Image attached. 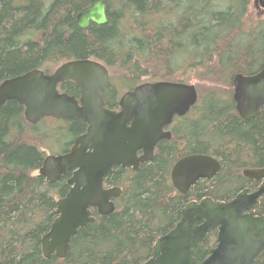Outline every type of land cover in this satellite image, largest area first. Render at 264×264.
<instances>
[{
  "label": "trees",
  "instance_id": "1",
  "mask_svg": "<svg viewBox=\"0 0 264 264\" xmlns=\"http://www.w3.org/2000/svg\"><path fill=\"white\" fill-rule=\"evenodd\" d=\"M96 1L0 0V83L33 69L51 73L54 65L90 58L109 68L110 79L118 70L130 88L160 80L187 82L194 72L199 100L173 137L158 144L150 162L138 171L121 169L109 176V184L122 188L116 210L95 211V221L72 237L64 259L44 257L42 237L58 215L54 194L63 196L66 182L54 185L35 174L46 153L25 138L29 130L36 138L65 141L67 148L85 124L43 119L32 125L18 101L2 105L0 264H141L152 256L158 237L175 227L188 202L205 197L230 201L253 184L243 171L264 167V107L246 120L233 98L234 76L264 67V17L250 15L251 0H105L107 23L70 28ZM112 85L109 80L106 97L119 92ZM60 90L78 91L72 81ZM194 153L217 158L221 169L184 195L174 188L171 170L180 157ZM256 213L264 215V196ZM216 238L214 232L195 248L197 264Z\"/></svg>",
  "mask_w": 264,
  "mask_h": 264
},
{
  "label": "water",
  "instance_id": "2",
  "mask_svg": "<svg viewBox=\"0 0 264 264\" xmlns=\"http://www.w3.org/2000/svg\"><path fill=\"white\" fill-rule=\"evenodd\" d=\"M256 5L264 10V0H256ZM108 21L106 1L98 0L78 14L70 27L87 29L91 23ZM109 77L104 63L88 58L65 61L51 73L33 69L0 83V107L9 100L18 101L29 124L54 118L87 125L68 152L48 154L38 171L49 182L71 172V188L57 200L58 215L42 237L46 258L68 256L72 237L95 221L93 210L100 215L116 210L115 199L122 188L104 183L114 166L138 171L150 162L160 141L171 137L166 128L173 118L185 115L199 100L193 83L160 80L125 92L119 109H111L103 97ZM65 81L78 85L79 99L60 91L59 85ZM233 87L240 116L246 120L257 117L264 107V67L255 74L237 73ZM220 169V161L211 155L188 154L173 165L171 181L185 195L200 179H212ZM243 175L262 183L252 192L240 191L230 201L205 197L187 203L175 227L158 237L152 256L141 264H197L195 248L214 232L216 245L199 264H260L264 215L257 214L256 209L264 196V167L245 169Z\"/></svg>",
  "mask_w": 264,
  "mask_h": 264
},
{
  "label": "flooded vegetation",
  "instance_id": "3",
  "mask_svg": "<svg viewBox=\"0 0 264 264\" xmlns=\"http://www.w3.org/2000/svg\"><path fill=\"white\" fill-rule=\"evenodd\" d=\"M71 24V23H70ZM77 27V26H76ZM80 27V26H79ZM73 28H75V27H73ZM109 80H110V78H109ZM65 82H67V81H65ZM73 82V81H72ZM75 83V82H74ZM62 84V83H61ZM60 84V85H61ZM108 84H109V81H108ZM141 84V83H140ZM77 85V84H76ZM139 85V84H138ZM137 86V85H136ZM136 86H134V87H136ZM107 87H108V85H107ZM107 87H106V89L104 90V92H103V97H104V100H105V103H106V106L108 107V108H111V109H119V101H120V99H121V97H122V95L125 93V92H127V91H129V90H132L133 88H130V87H127V90H125L124 92H118L115 96H113L112 94L111 95H109V96H105V94H106V90H107ZM59 88H60V86H59ZM77 89H78V91H77V93L75 94V95H73V96H75L76 98H80V95H81V93H80V89H79V87H78V85H77ZM60 91H62V90H60ZM62 92H64V91H62ZM107 99H110L111 100V105L109 106L108 105V101H107ZM194 107V106H193ZM192 107V108H193ZM192 108L190 109V111L189 112H187L185 115H183V116H178V115H176L174 118H173V121H172V123L166 128V130H168V131H170L171 132V137L169 138V139H171L172 137H173V131H174V128L178 125V123H181V122H183L184 121V118L191 112V110H192ZM46 119H54V118H46ZM54 120H58V121H62L63 119H54ZM66 121V120H65ZM73 122H75V121H73ZM78 122H80V121H78ZM81 122H83V121H81ZM53 124V123H52ZM84 124H85V129H84V131L81 133V134H83L84 132H86V129H87V125H86V123L84 122ZM80 136V135H79ZM169 139H164V140H169ZM75 141V140H74ZM74 141L72 142V144L69 146V147H67V148H64L62 151H60V152H58V153H55V154H63V153H66V152H68L70 149H71V147L73 146V144H74ZM161 141H163V140H161ZM160 141V142H161ZM158 146V145H157ZM157 148V147H156ZM155 151H156V149H155ZM139 154H142V151L140 150L139 151ZM188 155V154H187ZM155 156V155H154ZM183 157V156H182ZM181 158V157H180ZM147 163V162H146ZM114 172L113 173H111V174H114V173H116V171L117 170H121L122 168L120 167V166H114ZM125 169H127V170H131V171H134L132 168H130V167H128V168H125ZM110 174V175H111ZM70 175H71V172L70 173H68L67 175H65L63 178H61L60 180H58L57 182H50L51 184H54V185H57L59 182H66V186H67V191L64 193V195L63 196H65L66 195V193L69 191V189L71 188V185H69L68 184V179H69V177H70ZM109 175V176H110ZM109 176L105 179V186L106 187H114V186H117V185H113V184H109L108 183V180H109ZM244 176V175H243ZM245 177V176H244ZM247 179H249V181L251 182V183H253V184H251L250 186H245L243 189H241L240 191H242V190H244V189H248L249 190V192H252V191H254V190H256L258 187H259V185L262 183V181H257V180H254V179H250V178H248V177H246ZM208 180H210V179H208ZM49 182V181H48ZM190 190V189H189ZM240 191H238L237 193H236V195L240 192ZM56 195H58L59 196V198H61V197H63V196H61L60 194H56ZM186 195V194H185ZM235 195V196H236ZM261 199V198H260ZM201 200V199H200ZM194 201V200H193ZM196 201H199V200H196ZM189 203V202H188ZM96 210H93V213L95 212Z\"/></svg>",
  "mask_w": 264,
  "mask_h": 264
},
{
  "label": "rangeland",
  "instance_id": "4",
  "mask_svg": "<svg viewBox=\"0 0 264 264\" xmlns=\"http://www.w3.org/2000/svg\"><path fill=\"white\" fill-rule=\"evenodd\" d=\"M250 15H252L254 18H263L264 17V10L259 8L256 5V0H251V4H250ZM58 65H54L53 68L55 69ZM53 69V70H54ZM122 75L118 70H114L112 71V76H111V81L112 84L116 86V88L120 91V92H124L125 90H127V86L128 84L123 81L122 79ZM191 77L189 79V81H187L188 83H193V84H198L199 83V77L196 75V73L192 72L189 74ZM183 78V76L181 77ZM204 84L209 85V82H205L203 81ZM112 85V86H113ZM208 87V86H207ZM206 90H209L208 88L204 87ZM49 122H47L48 124ZM47 126V125H46ZM41 127V126H40ZM28 141H32L34 143H37L38 146H41L42 150L45 151V153L48 154H55L58 153L60 151H62L64 149V144L65 141L62 142H58L57 144L51 139V137L49 138H36L34 136V134L28 130V134L26 136V138ZM38 172H35V174ZM55 199H59V196L54 194Z\"/></svg>",
  "mask_w": 264,
  "mask_h": 264
},
{
  "label": "bare ground",
  "instance_id": "5",
  "mask_svg": "<svg viewBox=\"0 0 264 264\" xmlns=\"http://www.w3.org/2000/svg\"><path fill=\"white\" fill-rule=\"evenodd\" d=\"M107 6V5H106ZM70 26V25H69ZM71 28V27H70Z\"/></svg>",
  "mask_w": 264,
  "mask_h": 264
}]
</instances>
